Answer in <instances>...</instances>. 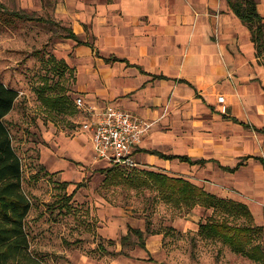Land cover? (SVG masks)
I'll use <instances>...</instances> for the list:
<instances>
[{
	"label": "crops",
	"instance_id": "0c3cea01",
	"mask_svg": "<svg viewBox=\"0 0 264 264\" xmlns=\"http://www.w3.org/2000/svg\"><path fill=\"white\" fill-rule=\"evenodd\" d=\"M79 1L77 11L67 12L79 41L66 37L59 46L74 71L72 114L83 116L80 134L70 142L76 154L88 152L105 162L95 158L91 132L82 123L107 106L125 108L152 123L134 150L137 165L244 203L252 223L263 227L258 240L264 243V64L249 29L226 0ZM256 2L264 17V0ZM220 94L224 102L218 101ZM77 97L85 107L76 104ZM100 235L113 239L102 228ZM160 243L149 240L146 254L99 253L92 259L94 264H166L157 254ZM83 263L92 264L85 258Z\"/></svg>",
	"mask_w": 264,
	"mask_h": 264
},
{
	"label": "rangeland",
	"instance_id": "374dc122",
	"mask_svg": "<svg viewBox=\"0 0 264 264\" xmlns=\"http://www.w3.org/2000/svg\"><path fill=\"white\" fill-rule=\"evenodd\" d=\"M79 2L0 0V6L23 9L35 18H15L11 23L0 18V80L19 91L14 108L5 118L22 159L23 187L33 204L27 217L32 250L44 264H80L83 258L94 264L92 258L96 256L92 254L99 253L92 248L100 238L108 249L120 250V237L130 224L145 229L150 222L151 229L159 232L147 235L145 244L160 239L157 254L166 264H257L218 239L197 235L199 222L205 221L212 210L196 206L187 212L153 198L156 191L149 186L110 183L103 170L110 166L108 163L96 161L88 152L76 154L70 142L80 134L83 116L49 109L40 91L45 86L44 78L56 86L59 77L51 58L62 59L60 43L67 30L75 28L67 12L77 11ZM40 17L50 20L44 23L37 20ZM84 27V33L91 35L87 24ZM73 76L74 71L66 69L61 82L74 98ZM57 160L65 165L55 164ZM134 168L143 169L140 165ZM65 180L68 184L62 187ZM226 186L233 193L243 194L233 185ZM65 193H72L69 204L73 210L69 213L67 206L63 211L57 207ZM101 228L112 235L113 243L100 235ZM125 250L128 254L147 252L139 245Z\"/></svg>",
	"mask_w": 264,
	"mask_h": 264
},
{
	"label": "trees",
	"instance_id": "16d2710c",
	"mask_svg": "<svg viewBox=\"0 0 264 264\" xmlns=\"http://www.w3.org/2000/svg\"><path fill=\"white\" fill-rule=\"evenodd\" d=\"M226 2L231 11L249 29L255 54L264 64V17L258 12L256 0H226ZM0 7H2L0 18L6 23H11L15 18L35 19L29 17L23 9ZM37 20L47 23L50 19L40 17ZM67 31L65 37L79 41L71 28ZM51 60L54 62L53 71L59 78L55 81L56 86H52L51 82L49 83L48 79L44 78L45 86L40 91V97L49 109L72 114L76 112V109L73 98L68 92L70 88L61 82L64 71L72 68L63 59L57 60L54 57ZM18 96L19 91L16 88L0 80V264H44L43 259L31 248L27 217L33 204L31 197L23 187L22 159L14 147L11 129L5 118L14 108ZM159 154L165 158L178 157L190 163L203 161L192 160L184 155ZM261 160L264 162V159ZM109 165L103 170L106 172L105 179L110 183H124L134 187L149 186L156 191L153 198H159L187 212L196 206L212 210L205 221L199 222L197 235L203 238L218 239L236 253L247 255L256 261H264V245L260 241H255L262 236L263 227L252 223L253 215L244 203L219 197L181 176L170 175L163 171ZM67 184V181L61 182L62 187H66ZM71 198L72 193H65L57 207L63 211L67 206L68 213L71 212L73 210V206L69 204ZM149 223L145 229L129 226L127 232L120 237L119 241L122 246L120 250L108 249L102 242L103 239L100 238L101 241L92 251L116 256L128 254L125 250L127 247L135 245L144 247L145 237L159 232V230L151 229ZM109 242L113 243V240Z\"/></svg>",
	"mask_w": 264,
	"mask_h": 264
},
{
	"label": "built area",
	"instance_id": "2783aa9c",
	"mask_svg": "<svg viewBox=\"0 0 264 264\" xmlns=\"http://www.w3.org/2000/svg\"><path fill=\"white\" fill-rule=\"evenodd\" d=\"M224 102L223 94L217 97ZM76 104L85 107L81 97ZM91 111L92 107L86 108ZM152 123L119 106H107L96 118L82 123V129L91 132V147L95 158L108 164L134 167V150L151 129Z\"/></svg>",
	"mask_w": 264,
	"mask_h": 264
}]
</instances>
